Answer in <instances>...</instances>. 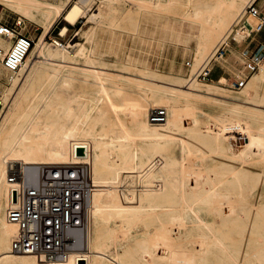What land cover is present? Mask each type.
<instances>
[{
	"label": "bare ground",
	"instance_id": "6f19581e",
	"mask_svg": "<svg viewBox=\"0 0 264 264\" xmlns=\"http://www.w3.org/2000/svg\"><path fill=\"white\" fill-rule=\"evenodd\" d=\"M90 1L59 4L44 0H0L43 27L25 64L19 71L10 72L15 74L11 76L13 86L2 92L7 104L0 113V214L5 205L4 218L0 215V264H230L224 254L232 258L233 252L220 236L222 228L229 229L242 241L245 234L254 237L252 242L259 238L264 241V204L258 203L264 197V69L261 68L250 83L242 87L239 95L227 94L219 83L202 86L194 79L198 80L197 74L207 66L218 48L210 53L205 50L226 41L244 15L247 4L253 0L205 4L195 12L194 19L201 30L191 72L196 60L200 64L186 82L180 77H162L148 67L129 64L126 65L129 72H116L105 67L98 58H92L89 46L70 43L68 48H62L55 39L56 48L46 41L59 17L63 15L67 22L75 24L81 16L89 13ZM174 1L107 0V7L111 8L109 12L112 11L110 23L136 31L141 23L139 12L147 8L163 9ZM192 1L185 0V3ZM239 10V20L236 19L238 21L222 35ZM106 13L101 5L90 17L102 23L107 19ZM67 31V26L62 28L63 35ZM94 33V28L86 32L91 39ZM58 59L85 60L86 65L81 68L74 65V71H82L83 78L78 80L88 81V76L94 78V83L102 91L96 103L90 104L89 94L82 89H72L74 76L57 81L63 69V64L56 66L54 63ZM30 60L40 62V66L28 74ZM37 70L47 85L50 84L51 91L41 96L43 100L35 112L22 111L32 92V80ZM114 76L135 80L150 90V93L140 92L136 104L141 106V114L134 117L132 131L121 118L120 104L116 99L123 89L115 87L111 90L109 86ZM209 98L211 102H223L220 103L223 110L210 120L212 126L202 119L197 106V101ZM161 105L170 106L171 119L166 118L163 123L152 122L151 109L162 108ZM186 114L192 115V126L183 123ZM118 125L119 129L116 128ZM119 130L124 134L118 138ZM192 133L210 146L209 149L203 151L189 143L186 139ZM219 134L221 140L231 137L236 151L230 154L224 146L220 152L226 159L219 160L215 165L217 172L212 174L199 161L216 153L210 144ZM85 141L90 144L91 152L86 154L97 188L91 198L89 227L77 233L76 249L65 260L55 261L15 253L11 249V240L17 226L9 222L6 215L13 170H22L33 176L43 167L37 165L71 163L74 160L73 143ZM177 145L182 146L180 159L173 155ZM83 154V151L79 152L78 157ZM230 155L237 162L229 161ZM194 156L201 160L190 162ZM255 166L262 169L256 171ZM259 189L261 192L257 193ZM227 208L232 211L228 212ZM189 212L194 217L191 227H188ZM201 213L212 218H203ZM153 221L157 222V227L148 240L147 249L141 254L137 255L131 246L122 254L112 250L121 237L128 235L129 227ZM119 233L125 235L120 237ZM162 248L164 252L159 253ZM248 253L246 250L243 261L232 259L235 264H251L247 262ZM249 254L255 261L253 264H264V248Z\"/></svg>",
	"mask_w": 264,
	"mask_h": 264
},
{
	"label": "rangeland",
	"instance_id": "374dc122",
	"mask_svg": "<svg viewBox=\"0 0 264 264\" xmlns=\"http://www.w3.org/2000/svg\"><path fill=\"white\" fill-rule=\"evenodd\" d=\"M49 3H59V4H70L72 2H76L78 0H44ZM226 0H194L190 4L185 3V0H176L174 1L170 6L166 8H147L146 10L139 12L140 17V25L137 28V30L128 31L125 28L114 26L110 23V18L112 11L110 7H107L109 4L107 0H91L90 3L87 6V10L89 13L87 15L81 16L78 21L75 24H70L64 19V16L62 15L55 21L53 27L51 28L50 32L46 36V41L48 43H52L57 48V45L55 44V39H57L61 43L62 48H68V45L70 43H76L78 46L80 45H86L89 46L92 49L91 55L98 58L101 63H104L109 69H112L114 71H124L129 72L126 70L128 66H137V67H148L153 72L161 75L162 77H171V78H182L180 80L186 82V80L190 79L191 74L195 72V69L200 64V61L196 60L193 66V71L191 72V66L194 62L195 55L197 54V36L200 33L201 27L194 19L195 12L202 7L205 4H217V5H223ZM263 0H257V4L262 7V10H264ZM103 7L104 14L106 13L105 19L106 21L102 23H98V21L91 19V14L98 9L99 7ZM125 7H129L128 3L123 4ZM106 6V7H105ZM106 10V11H105ZM241 10V9H240ZM240 10L235 13V15L231 18L230 23L224 29L222 35L224 32H227L231 25L238 19V16L240 15ZM111 13V14H110ZM23 17L26 20L27 27H26V33L30 35L34 41L35 44L38 41V38L40 36V33H42L43 27H41V24H35L29 19H27L23 14H21L18 11H15L5 4L0 3V20L3 22L12 21L14 18L17 17ZM110 16V17H109ZM109 17V19H108ZM246 19V18H245ZM239 20V19H238ZM237 20V21H238ZM250 22L252 24H255L257 20L253 17L249 18ZM236 21V22H237ZM235 22V23H236ZM112 25V26H110ZM67 26L68 31L65 35H62V28ZM117 27V28H116ZM92 28L95 29L94 37L91 39V37H88L86 32L91 30ZM228 29V30H227ZM227 30V31H226ZM238 35V46H240L242 49L245 48V40H241L242 37H239ZM90 40H89V39ZM1 39V37H0ZM230 44V47H226L224 50V55L222 58L224 60H228L227 53H229L230 50H232L233 45H235V41L231 40L228 41ZM219 42L217 43V45ZM70 46V45H69ZM215 46V45H214ZM212 47V49H208L205 52H209L210 50H216L217 48H220L219 46ZM54 47V48H55ZM59 47V48H61ZM72 50V48L70 49ZM219 51L217 54L213 57H211L209 61V66L212 67V69L215 68L216 63L218 62L219 58ZM236 60H239L240 58L237 57ZM170 61H172V65L170 64ZM223 61V60H222ZM80 64H86L85 60L78 61ZM187 62H190V65H187ZM242 62V61H241ZM243 65L239 67V69H243ZM258 71V70H257ZM256 71V72H257ZM133 72V71H132ZM135 73V72H134ZM254 74V73H253ZM252 74V75H253ZM17 75V74H16ZM75 78H83L82 71L79 69V75H77L75 72L72 74ZM11 76H15L14 73H10L7 69L4 68V66L0 63V113L5 108L7 104V100L2 96V92L4 90H7L13 86V81L11 80ZM218 76L217 72L212 73L211 77L216 78ZM255 76V75H254ZM253 76V77H254ZM116 77V78H115ZM114 78V80H112ZM111 81L109 82L110 89L113 90L115 87L122 88V93L118 96H116V99L118 100L120 106V116L124 120H126V124L129 130H133L135 127L134 117H137V113L141 114V106L136 104L137 101L140 99V94L144 91L150 93V90L146 89L145 86H140L139 82L135 80H131L128 78H117V76H114ZM196 80L200 85L205 86L206 84H211L213 81H207L204 82L199 79L197 76ZM88 81H82V80H74L72 82L71 87L74 89H82L83 92L88 93L90 104H93L92 102L96 103L99 100V95L102 93L99 86L94 83V78L91 76L87 77ZM127 79V80H126ZM124 80V81H123ZM132 82H131V81ZM187 80V81H188ZM91 81V82H90ZM231 82L233 80L229 81L227 84L224 83L223 85L219 86L224 89V91L227 94L231 95H239L243 91L244 88H235L231 86ZM43 83V84H42ZM219 83V82H215ZM50 84L47 85L46 82H41V84H37L36 86H33V90L31 89L30 96L25 100L23 110L27 112H35L37 110L36 106L42 102L43 98L41 96L48 95L51 91ZM137 85V86H136ZM145 87V88H144ZM141 92V93H140ZM208 99V98H207ZM210 101V102H209ZM212 100L209 98V100H199L197 101L198 106V112L201 115L202 119L206 122V124H212L211 118H214V116H218V114L223 110L220 103H223L220 101L218 102H211ZM210 103V104H209ZM164 107L168 111V117L167 119H171L172 113L169 105L159 106ZM155 109V108H154ZM264 109V107L262 108ZM150 111V116L151 112ZM149 118V115H148ZM153 122V121H152ZM183 123L186 126H192L193 125V118L192 115L186 114L183 119ZM212 126V125H211ZM119 129V125L116 127ZM120 135L117 136L122 137L124 134L123 130H119ZM234 132V131H232ZM112 135L113 132H112ZM183 136L187 137V134H183ZM190 136V137H189ZM193 137V138H192ZM198 135L195 133H192L191 135H188L187 141L191 143L192 145L197 146L201 148V150L205 151L209 149L210 146H207L202 142L200 139H198ZM192 138V139H191ZM211 148L216 150V153L210 154V157H206L203 160L196 159V157H191L190 162L199 161L203 166H206L210 169V172L212 174L217 172V167H215L216 164L219 163L220 159H224L225 157L221 155L220 150L224 146H227V152L232 154L235 153V144L234 141L231 140V137H226L224 140H221V135H215L214 140L212 142ZM173 155L177 158H182V146L177 145L173 149ZM226 159V158H225ZM229 161L237 162L233 155H230L227 158ZM192 162V163H193ZM36 166V165H35ZM37 166H44V165H37ZM28 167V168H32ZM261 166H255L254 170L259 171L261 170ZM257 193L261 192V190H257ZM260 204H264V197L260 199L258 202ZM4 204V203H3ZM228 212L232 211L231 208L226 209ZM3 218L5 216V205L3 206V209L0 214ZM201 216L206 219H211L209 216H205V213H201ZM188 227L192 226V220H193V214L192 212L188 213ZM191 224V225H190ZM157 227V222L153 221L151 224L146 223V225L143 224H137L134 226H131L128 228V235L126 236L124 233H119L120 242H118L112 250L114 252H118L122 254L126 248H129L130 246L133 247L136 250V254L139 255L143 251L147 249L148 246V240L151 238V235L155 231ZM180 233V232H179ZM178 233V234H179ZM220 236L223 239L224 243L230 247L231 251L233 252L232 258L238 259L239 261H243L246 256V250L252 253L256 252L259 249L264 248V241L263 239H258L254 242V237L251 235L245 234L243 237V241L241 240V237H239L236 234H233L232 232H229V229L222 228ZM0 237H1V226H0ZM123 239V240H122ZM126 240V241H125ZM147 240V241H146ZM245 240V241H244ZM144 245V246H143ZM116 246V247H115ZM162 250V251H161ZM159 253H163L164 250L159 249ZM247 255L246 258H248L247 262L253 264L254 259L252 258L251 254ZM225 260L228 261L230 264H235L234 260L227 255H225ZM147 259H150L149 256H147ZM232 259V260H231Z\"/></svg>",
	"mask_w": 264,
	"mask_h": 264
},
{
	"label": "built area",
	"instance_id": "2783aa9c",
	"mask_svg": "<svg viewBox=\"0 0 264 264\" xmlns=\"http://www.w3.org/2000/svg\"><path fill=\"white\" fill-rule=\"evenodd\" d=\"M250 16L256 18L255 24L249 21ZM26 27V20L21 16L8 22L0 20V37L10 43L7 49L0 45V63L9 72L22 68L35 44L26 33ZM263 28L264 13L257 0H253L247 4L244 15L216 54L221 51L219 57L224 55L225 48L230 46L228 41L239 43V32L241 40L246 41ZM242 55L245 58V73L231 83L235 88L245 86L252 74L259 70L264 56L263 46L253 52L244 48ZM211 72L208 62L197 76L204 82L212 81ZM150 117L153 122L163 123L167 118V109L157 108ZM81 151L84 154L78 157ZM86 152H91L89 142L73 143L74 160L71 163L44 165L33 176L24 174L22 170H13L6 212L7 220L17 226L11 240L12 251L55 261L65 260L76 249L77 233L89 227L91 198L97 188Z\"/></svg>",
	"mask_w": 264,
	"mask_h": 264
},
{
	"label": "crops",
	"instance_id": "0c3cea01",
	"mask_svg": "<svg viewBox=\"0 0 264 264\" xmlns=\"http://www.w3.org/2000/svg\"><path fill=\"white\" fill-rule=\"evenodd\" d=\"M262 2H263V5H264V0ZM261 9H262V7H261ZM262 11L264 13V10H262ZM74 44H76V43L74 42ZM234 44L235 45H233L232 50H230L229 53H227V55H229L228 56V60H224L222 57L218 58L219 60L216 63L215 68L212 69V72H211V75H212V73H216V72L218 74V76L216 78H212L211 77L213 82H219L220 85H223L224 83L227 84L231 80H233V82H234L243 73H245L244 72V68L243 69H239V67H241L242 65L244 67L245 58L242 55L243 49L240 46H238L237 43H234ZM0 45L7 49L8 46H9V43L1 38L0 39ZM259 46H263V49H264V28L260 32L254 34L251 38L247 39L246 42H245V48L250 49L252 52L255 51ZM91 57L94 58V56H92V55H91ZM237 57L240 58V62H239V60H236ZM60 60L61 59H58V60L54 61L56 66L57 65L59 66L60 64H63V69L64 70L62 69V71L60 73L61 75L58 76V80H57L59 82H62L64 80H66V79H70L71 76H73L72 75L73 72H75L77 75H79V70H75L74 71L75 66L77 68H81V67H84V65H86L84 63L80 64L79 62H74V61H70V60H63V61L62 60L60 61ZM170 64L172 65V61H170ZM36 65H38V66H36ZM39 66H40V62H35V61L32 62L30 60V62L28 64L29 68H27L28 69L27 70L28 74L32 71L33 68H37ZM60 66H62V65H60ZM261 68L264 69V56H263V59L261 60V62L259 64V70L250 77V79L248 80L246 85H248L250 83V80L253 78L254 75H256L260 71ZM76 79H77V77H76ZM43 81L46 82V79L45 78L42 79V76L40 74H38V70H37L35 72V76H34V78L32 80V83L34 84V86H36L37 84H40ZM72 89H74V88H72Z\"/></svg>",
	"mask_w": 264,
	"mask_h": 264
}]
</instances>
